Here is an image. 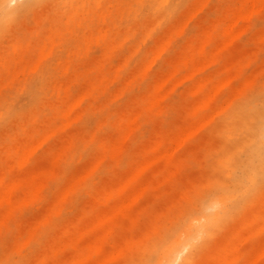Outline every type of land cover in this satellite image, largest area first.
Segmentation results:
<instances>
[{"label":"clouds","instance_id":"obj_1","mask_svg":"<svg viewBox=\"0 0 264 264\" xmlns=\"http://www.w3.org/2000/svg\"><path fill=\"white\" fill-rule=\"evenodd\" d=\"M21 61L30 71L0 87V187L51 175L0 219V264H85L57 235L116 203V264L264 255V0H0V80ZM175 121L140 152L171 154L164 173L101 200Z\"/></svg>","mask_w":264,"mask_h":264},{"label":"rangeland","instance_id":"obj_2","mask_svg":"<svg viewBox=\"0 0 264 264\" xmlns=\"http://www.w3.org/2000/svg\"><path fill=\"white\" fill-rule=\"evenodd\" d=\"M230 7L231 5H225L226 9H229ZM238 58H239V54L234 53L232 59L228 63H226L225 68H227L230 63L234 62V60ZM28 71H30V67L21 61L18 64V66H16L14 69H9L6 71L3 80H0V87H7L9 85L19 84V82L23 79L24 75ZM208 78L209 77H204L205 80H207ZM167 85H168V79L163 78L160 82L158 91L165 90L167 88ZM126 110L128 109L127 108L122 109V111H126ZM182 126L183 125L181 121H175L169 124L167 127L161 126L158 123L157 126L152 130V133L150 134L149 139L145 142L144 145L141 146L140 149H137L136 153H134L132 167H134L135 165L136 166L132 170L131 168H129L127 172L120 173L116 177L105 180L103 186H106V187L101 190L100 199L103 200L109 194L113 192H119L121 190H124L128 192L129 195H131L133 192L135 193L136 191H139L138 187L134 186V183H133L134 181L137 180L138 177H141L142 175L146 176L147 178L144 180V184H148L151 182L153 177L157 175H162L165 169L167 168L168 162L171 159V154L167 152L158 153V147H154L153 149L150 150V154L145 155L141 159L140 152L142 151L143 147H146L149 143H151L152 139H155L157 134H160V135L174 134L175 131L179 127H182ZM129 131H131V128L129 129ZM118 151H119V146L114 145L113 153L115 154ZM227 164H228V160L226 159L224 161V165L227 166ZM44 166H46V161L42 160L38 164L37 169L40 167H44ZM50 175H51L50 172H47V173L46 172H32V173H25V174L19 175L17 177V180L26 182L25 184L31 181L34 183V185L33 186L28 185L29 187L24 186V187L17 189L15 192H13L11 204H8L6 202L0 203V219L8 218L16 208H19L20 206L30 203L32 200L36 199L39 195L40 189L44 185L45 180ZM132 179H134L132 182L133 185L131 187H127V189H123V185ZM37 183H39L38 184L39 189L38 188L35 189V187H37ZM13 184H10V185H13ZM10 185L0 187V193L4 189H7ZM120 206H121V203H116L109 207H100L95 215L80 222L77 227H75L68 233V235H65L63 232L59 233L56 237V242H59L62 247L72 249V251L65 252V260L70 261L73 258L74 252H79L80 257L85 262V264H99V263L100 264H116V260L118 258L119 253L105 243V238H106L107 233L104 232L103 227L99 226L100 224L99 221H100V218L104 216L105 217L111 216L113 212ZM110 221H108L109 224H110ZM247 227L251 228L252 225L250 224ZM93 238L95 240H93ZM92 243L102 244V249H103L100 254H97L93 257H91L89 253V248ZM259 250H260L259 246L254 247L253 255L254 254L257 255L258 252L261 253V250L260 251ZM227 254L228 253L225 250L223 258L226 259ZM256 264H264V255L261 254L260 256L258 254V258L256 259Z\"/></svg>","mask_w":264,"mask_h":264},{"label":"bare ground","instance_id":"obj_3","mask_svg":"<svg viewBox=\"0 0 264 264\" xmlns=\"http://www.w3.org/2000/svg\"><path fill=\"white\" fill-rule=\"evenodd\" d=\"M169 156V155H168ZM143 164V163H142ZM145 168V167H144ZM140 170V169H139ZM131 171V170H130ZM141 173H143V172H141ZM149 173V172H148ZM34 176H35V174H34ZM123 177V176H122ZM129 178V177H128ZM151 178V177H150ZM37 180V179H36ZM133 180L134 179H132V180H130V181H128L126 184H124L123 185V189H127V187H131L133 184H132V182H133ZM26 182H23V181H19V180H17L13 185H10L7 189H4L1 193H0V203H4V202H6V203H8V204H11L12 203V195H13V192H15L17 189H19V188H21V187H24V186H28V185H31V186H33L34 185V183L33 182H28L27 184H25ZM40 183V182H39ZM39 183H37V187H35V189H39V187H38V184ZM144 183V182H143ZM36 186V185H35ZM29 187V186H28ZM139 189V188H138ZM132 194H134V192L132 193ZM121 207V206H120ZM119 207V208H120ZM119 208H117L114 212H113V214L111 215V216H107V217H102V218H100V224H99V226L100 227H103V229H104V232H106L107 233V231H108V227H109V222L108 221H110L111 219H112V217L116 214V212H117V210L119 209ZM84 225V224H83ZM85 227V226H84ZM90 228V227H89ZM87 229V228H86ZM86 232H87V230H86ZM88 234V233H87ZM95 235V234H94ZM89 238V237H88ZM93 240H95L94 238H93ZM95 242V241H94ZM93 244V243H92ZM91 244V246H90V248H89V253H90V255H91V257H93V256H95V255H97V254H100L101 252H102V244H99V243H94L93 245ZM260 251V250H259ZM115 253V252H114ZM258 254L261 256V253L260 252H258ZM258 254L256 255V254H254V255H256V256H254L256 259L258 258ZM255 259V260H256ZM100 262H101V260H100ZM100 264V263H99Z\"/></svg>","mask_w":264,"mask_h":264}]
</instances>
